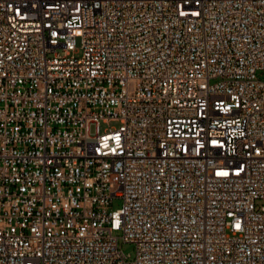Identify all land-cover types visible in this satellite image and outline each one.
Segmentation results:
<instances>
[{"label":"built area","instance_id":"1","mask_svg":"<svg viewBox=\"0 0 264 264\" xmlns=\"http://www.w3.org/2000/svg\"><path fill=\"white\" fill-rule=\"evenodd\" d=\"M262 72L264 0H0V264H264Z\"/></svg>","mask_w":264,"mask_h":264},{"label":"rangeland","instance_id":"2","mask_svg":"<svg viewBox=\"0 0 264 264\" xmlns=\"http://www.w3.org/2000/svg\"><path fill=\"white\" fill-rule=\"evenodd\" d=\"M77 46H79V40H76ZM261 77L264 79V72L260 73ZM112 126H118V123H111ZM101 130L104 128V125L101 124L100 126ZM121 206V201L118 199H115L112 203V208L117 209ZM120 234V233H119ZM120 247L123 250V252L128 253L131 257L135 254V248L132 243L129 242H120Z\"/></svg>","mask_w":264,"mask_h":264},{"label":"snow or ice","instance_id":"3","mask_svg":"<svg viewBox=\"0 0 264 264\" xmlns=\"http://www.w3.org/2000/svg\"><path fill=\"white\" fill-rule=\"evenodd\" d=\"M213 143H216V142H215V141H213ZM219 174L225 175L226 173H219Z\"/></svg>","mask_w":264,"mask_h":264}]
</instances>
